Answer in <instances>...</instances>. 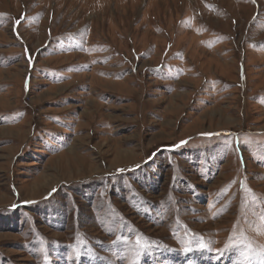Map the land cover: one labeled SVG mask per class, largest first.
Wrapping results in <instances>:
<instances>
[{"label": "rangeland", "instance_id": "374dc122", "mask_svg": "<svg viewBox=\"0 0 264 264\" xmlns=\"http://www.w3.org/2000/svg\"><path fill=\"white\" fill-rule=\"evenodd\" d=\"M0 264H264V0H0Z\"/></svg>", "mask_w": 264, "mask_h": 264}, {"label": "snow or ice", "instance_id": "6c2138e0", "mask_svg": "<svg viewBox=\"0 0 264 264\" xmlns=\"http://www.w3.org/2000/svg\"><path fill=\"white\" fill-rule=\"evenodd\" d=\"M26 51H27V50H26ZM29 63H30V65H31V60L29 61ZM201 135H202V136H205V137H208V138H211L212 136H214V135H219V134H217V133H201ZM186 143H187V141H180L178 144L171 146V148H170L169 150L174 151L176 148L182 147V146L185 145ZM122 171H124V170H123V169H118V170H117L118 173H119V172H122ZM24 203L27 204V203H32V202H31V201H25ZM16 207H17V205H12V210H14ZM226 250H227V249L218 250L217 255H218V256H219V255H222V253H223L224 251H226Z\"/></svg>", "mask_w": 264, "mask_h": 264}]
</instances>
